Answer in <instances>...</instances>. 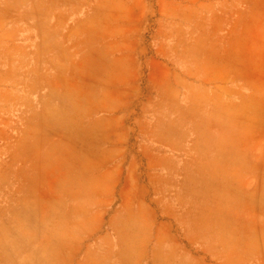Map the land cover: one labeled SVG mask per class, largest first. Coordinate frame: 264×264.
<instances>
[{
  "label": "rangeland",
  "instance_id": "rangeland-1",
  "mask_svg": "<svg viewBox=\"0 0 264 264\" xmlns=\"http://www.w3.org/2000/svg\"><path fill=\"white\" fill-rule=\"evenodd\" d=\"M227 120L260 173L250 216L219 233L230 253L242 230L263 247L233 264H264V0H0V264H152L116 190L154 178L151 151L202 156ZM178 185L170 213L202 202ZM168 224L187 248L184 220Z\"/></svg>",
  "mask_w": 264,
  "mask_h": 264
},
{
  "label": "crops",
  "instance_id": "crops-1",
  "mask_svg": "<svg viewBox=\"0 0 264 264\" xmlns=\"http://www.w3.org/2000/svg\"><path fill=\"white\" fill-rule=\"evenodd\" d=\"M227 121V131L231 133L223 134L221 124L216 126L215 133L205 141L211 142L213 145L209 149L207 146V150L202 156L176 154L173 151L160 152L156 150L154 153L151 151L146 155V163L149 168L155 169L151 171L155 176L149 183L142 184L140 181L138 182L136 176L132 179L127 174L118 190L115 187L110 189L106 199H111L110 196L114 195L116 190L120 206L135 207V218L145 230L144 240L147 241L149 236L152 237L151 244L147 248L148 254L153 257L152 264H212L211 260L216 261L217 264H233L234 256L231 253H236L246 259L259 254L263 249L260 243L252 246L253 249L251 246L247 247V244L244 246L245 238H250V235L242 230L233 236L235 238L233 243L241 240L243 245L241 243L238 244L239 246L236 245V251L230 253L231 248L223 243L219 233L225 217L226 220L236 221L239 219L244 222L245 216H250L248 210H243L245 204L242 192L246 189L249 181V178L245 177H252L260 173L259 154L251 151L252 156L244 157L243 151H240V146H238V143H243V137L233 133L237 131V125L230 120ZM254 139L253 143L256 142V144L264 141L258 135ZM162 142H179V140H163ZM255 167L257 168L254 170ZM260 178V183L261 180L264 182V178ZM178 184L181 185L184 192L202 190L204 193L201 203L197 202L195 196L191 197L192 199L187 197V210L181 214H177L174 210H172L173 213H170L167 208L170 202V198L167 196L168 194L173 195ZM165 192L169 193L165 195ZM97 194L94 197L96 200ZM183 195H180L178 199H182ZM154 201L155 206L152 204ZM158 213L166 218L160 220ZM130 214L128 210L123 217L127 218ZM170 218L174 222L180 219L184 220L185 229L183 232H185L187 248L181 246L175 233L171 231L168 224ZM144 248L146 247L141 248V253ZM189 248H197L202 253L193 254L188 252ZM124 253L127 252L124 251ZM225 253L229 254L228 257L232 256L231 262H225L227 259ZM131 255L133 254L129 253L130 260H132Z\"/></svg>",
  "mask_w": 264,
  "mask_h": 264
}]
</instances>
